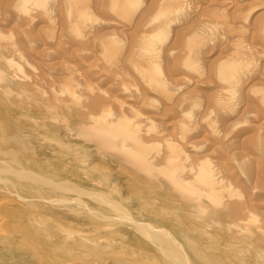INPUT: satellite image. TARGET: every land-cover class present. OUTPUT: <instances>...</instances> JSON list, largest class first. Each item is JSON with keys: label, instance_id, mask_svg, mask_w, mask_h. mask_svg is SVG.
Segmentation results:
<instances>
[{"label": "rangeland", "instance_id": "rangeland-1", "mask_svg": "<svg viewBox=\"0 0 264 264\" xmlns=\"http://www.w3.org/2000/svg\"><path fill=\"white\" fill-rule=\"evenodd\" d=\"M18 1L0 0V264H264V0ZM103 110L141 127L153 167L172 145L203 160L224 204L101 147Z\"/></svg>", "mask_w": 264, "mask_h": 264}, {"label": "bare ground", "instance_id": "bare-ground-1", "mask_svg": "<svg viewBox=\"0 0 264 264\" xmlns=\"http://www.w3.org/2000/svg\"><path fill=\"white\" fill-rule=\"evenodd\" d=\"M133 2H135V0ZM125 3H129V1L125 0ZM168 5L170 8L171 7L173 8V4H171L170 2L168 3ZM15 7L21 10V1L20 0L18 1L17 6H15ZM25 9H26V7H25ZM174 10H172V12ZM78 12H79V10H78ZM79 13L81 14V12H79ZM86 14H88V13H86ZM165 17H166L165 13L157 12V11H156V13H154L152 15V17H151L152 19H150L151 20V30H150L151 32L149 31L150 34H148V38H147V39H149L148 40L149 43L155 44V41L157 43L159 40H161L163 38V36H165L167 34V31L162 30L163 29L162 27L165 26V24H166V18ZM168 24H169V28H170V26H172L171 25L172 23L170 22ZM111 33H113V31H110V34ZM5 41L6 42L3 41L5 44L3 42L2 43L4 45H9L10 41L9 40H8V42H7V40H5ZM11 44L12 43H10V46H12ZM146 48H147L146 46L145 47L143 46V50L139 51L141 58H144V59H142L143 63L141 61L135 62L134 63L135 64L134 70L138 71V73L143 77L142 79H144V78L148 79L149 78L147 80V82H148V81L152 80V77L160 76V74H161V69H160L161 57L159 56L158 52H156V55H153V54H155L154 52L152 53V51L154 49L152 51L148 50L149 52H147V53H149V54L147 56L146 55ZM20 49H22V48L17 47V52H16L17 54H19L18 50H20ZM147 49H149V48H147ZM17 60H18V62H21L20 60L26 61V59L22 56V52L20 53V56L18 55ZM6 63L8 64V66L10 68L13 69L14 73H17L21 70L20 64H18L17 62H15V63L12 62L11 59L9 60V58L6 60ZM3 73H0V81L6 80V76ZM21 75H23V74H21ZM161 80H162V78H161ZM150 82H152V81H150ZM73 92L71 93V95L75 96V93H73ZM263 100H264V97H263ZM134 114H135V112H134ZM92 119H93V121H95L99 124V126L96 129H95L96 126L93 128V131L100 137L99 142L101 144V147H103V148L108 147V148L114 149L120 155H122L123 158L126 159V161L136 165L139 168H142L143 170L148 171V173L149 172H152L153 174L154 173H161L162 175H164L165 179L168 182H170L173 186H176L180 190L186 191L190 195V197H192V199H196L199 201L202 198H206V199H209L210 201H212V203L215 202L218 206H222L224 204L223 200L225 201V199L222 198L221 194L224 193V191L227 189V187H226L227 184L226 183H225V185L223 184L224 187L220 184H217V182L214 181L215 179L213 180V177L215 178V176H212L210 174V172L206 170V168H208V167H205L203 165V160L202 161L200 160L201 163H198L197 165H193V164H191L193 162V158H192L193 154L190 156V154H188L187 152L185 153L177 147H172L173 145L170 147L171 144L170 145L166 144V146L168 145L170 147L169 155L167 156V158H164L165 156L163 157L165 162L161 166L153 167L152 166L153 163H150V160H149L150 159L149 158V150L145 147L146 143L141 141V139L138 136V132L140 131L141 127L139 128L138 124H133L132 123L133 119L130 121V119L127 117H124L123 114H121V113L112 114L109 110L104 111V112H100V114L98 116H95ZM166 146H165V148H166ZM197 157L199 159H203V157L205 158V156H203V155H201V156L199 155ZM178 159L183 161V163L186 165V166L184 165L185 167H184L183 171H177V169L175 168L176 164L174 162H175V160H178ZM186 162H188V164H186ZM193 163L196 164V162H193ZM186 172L190 173L192 175V177H190L189 179H186V177L184 175V173H186ZM98 200L102 201V197H99ZM128 219H130V218H128ZM132 224H134V226L141 232V234L146 235V237H148V238L156 240V236L161 237L164 239V243H166L167 245L173 246V247L175 246L176 249L181 248L177 244L176 240H174L171 235L167 234V232H165L163 230H155V229H153V227H150L149 225L144 224V223H140V222H138V223L134 222L133 223V221H132ZM171 251H172V249H171ZM165 252L168 254L167 250H165ZM167 254H165V255H167ZM170 259H171V257H170ZM178 264H179V262H178Z\"/></svg>", "mask_w": 264, "mask_h": 264}]
</instances>
